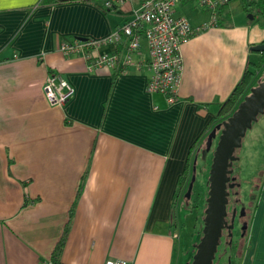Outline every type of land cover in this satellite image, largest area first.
<instances>
[{"label": "crops", "instance_id": "crops-1", "mask_svg": "<svg viewBox=\"0 0 264 264\" xmlns=\"http://www.w3.org/2000/svg\"><path fill=\"white\" fill-rule=\"evenodd\" d=\"M105 1L0 0V264L54 260L69 224L62 264H180L172 262V226L193 156L224 120L217 114L248 62L262 59L252 47L264 43V23L236 12L227 26H211L183 46L178 96L168 103L147 92V63L90 70L83 56L59 51L64 41L107 38L138 4L107 8ZM52 71L75 89L64 106L44 97ZM259 175L244 264H264V169Z\"/></svg>", "mask_w": 264, "mask_h": 264}, {"label": "built area", "instance_id": "built-area-1", "mask_svg": "<svg viewBox=\"0 0 264 264\" xmlns=\"http://www.w3.org/2000/svg\"><path fill=\"white\" fill-rule=\"evenodd\" d=\"M134 0H106L107 8L125 9ZM184 1H195L199 7L210 13L209 22L194 26L189 18L176 15V7ZM230 0H138L131 8V18L118 26L107 38L75 39L64 41L59 51L72 57L81 55L89 62L90 70L106 66L124 71L127 67L149 65L151 76L147 82V91L161 93L168 103L177 99L184 68L183 46L195 35L205 31L217 21L220 9ZM210 25V26H209ZM127 38L124 51H118L122 38ZM145 39L148 58L142 57ZM113 45V51L101 52L106 45ZM43 94L51 106H64L75 94L73 85L60 73L49 72L44 84ZM45 264H54L52 260ZM105 264H127L124 259H109Z\"/></svg>", "mask_w": 264, "mask_h": 264}, {"label": "rangeland", "instance_id": "rangeland-1", "mask_svg": "<svg viewBox=\"0 0 264 264\" xmlns=\"http://www.w3.org/2000/svg\"><path fill=\"white\" fill-rule=\"evenodd\" d=\"M177 7H180L178 14L185 15L192 22L203 21L208 17V14L210 17V13L207 11L204 12L197 3ZM237 16H241L245 21H248L252 19L253 14L241 12ZM259 22H262V20ZM259 71L252 87L257 86L260 80L264 78V65ZM219 136L213 140L210 149H208V140H204L201 148L193 156V163L190 169L192 174L194 173L193 176H196V180L191 197L186 198L181 196L175 207L176 225H173L172 229L175 237L176 252L172 254V262L179 259L180 264H192L197 251V245L203 237L205 209L207 206L206 200L209 190L208 176L210 175V168ZM235 154L240 159L233 165V169H235L234 175L237 182L242 183L239 196L237 193V197L245 205L246 213H249L246 218H243L244 223H247L248 226L255 200V191H252L254 190L253 186H257L260 180V170L264 169V114H261L258 120L253 123V127L247 131L246 136L243 138V146L236 149ZM235 203L236 200L233 199L230 202L231 205ZM236 222L237 224L233 231L234 236L232 235L231 244L229 243L230 237L228 235L224 237L223 243L218 247L213 264H244L246 261L247 237L243 238L242 236L243 226L241 219Z\"/></svg>", "mask_w": 264, "mask_h": 264}, {"label": "water", "instance_id": "water-1", "mask_svg": "<svg viewBox=\"0 0 264 264\" xmlns=\"http://www.w3.org/2000/svg\"><path fill=\"white\" fill-rule=\"evenodd\" d=\"M252 50L264 52V43L254 45ZM261 114H264V80L252 87L237 109L229 117L216 124L207 137L208 149H210L213 140L220 135L210 168L203 237L197 245L192 264H213L214 262L223 229L228 225L226 217L230 196L229 188L233 187L230 184L232 180L230 174L233 172L234 162L240 159L235 151L243 146V138ZM193 174L186 192L187 198L191 197L196 180ZM247 227L245 223L243 230H247Z\"/></svg>", "mask_w": 264, "mask_h": 264}, {"label": "trees", "instance_id": "trees-1", "mask_svg": "<svg viewBox=\"0 0 264 264\" xmlns=\"http://www.w3.org/2000/svg\"><path fill=\"white\" fill-rule=\"evenodd\" d=\"M49 1L52 2V0H45V2H49ZM239 11H243L248 14L252 13L256 21L262 20V23H264V0H230L224 7H222V9L219 10L218 15H217V21L215 24H212L211 26H227L229 24L230 15H233L234 13L239 12ZM209 20L207 22H209ZM262 55H263L262 59L259 62L257 63L251 62V61L248 62V66L244 72V75L241 81L236 85L234 91L232 92V95L221 105V108L216 117L218 120H223L229 117L237 109L239 104L244 100L245 96L250 93L252 84L254 80L256 79V77L258 76L260 72L259 70L264 65V52H262ZM263 80L264 78H262L260 81H263ZM87 174L88 172L83 177L82 182H84L87 179ZM190 177H192V172H191ZM190 181H191V178H189L188 186H189ZM181 183L183 184L182 181ZM82 188H83V185L81 184L78 190V193H77L76 200L73 203L72 208H71L72 214H73L75 206L78 203V199L81 197L80 195L82 192ZM187 188L185 189V192L183 193L184 197H186ZM70 227H71L70 224L66 226L60 241L58 242V244L56 245L54 249V252L52 255V258L54 259L53 260L54 264H62L61 256L64 251L65 245H66L67 235L70 230ZM229 243L231 244V238H230Z\"/></svg>", "mask_w": 264, "mask_h": 264}, {"label": "flooded vegetation", "instance_id": "flooded-vegetation-1", "mask_svg": "<svg viewBox=\"0 0 264 264\" xmlns=\"http://www.w3.org/2000/svg\"><path fill=\"white\" fill-rule=\"evenodd\" d=\"M233 168L234 167H232L233 172L230 174L231 179H232L231 182H230V184H232L233 187L232 188H229L230 196H229V203H228V215L226 217V220H227L228 225L223 229V235H222V238L220 240V244L223 243L224 237H226L227 235H229L230 238H232V235L234 236L233 231L236 228V224H237L236 221H238L239 219H241V221H242L241 223H242V226H243L245 224L244 223L245 221L243 220V218H246L248 216V214H249L248 212L246 213L245 205L243 204V202L241 201V199H239L237 197V193H238V196H239V191L241 189L242 183L237 182V179H236V177L234 175L235 174V172H234L235 169H233ZM253 188H254V190H252V191H255V188L256 187L253 186ZM232 199L233 200H236V203L231 205L230 202H231ZM246 233H247V230H243V232H242L243 238L246 237L245 236Z\"/></svg>", "mask_w": 264, "mask_h": 264}]
</instances>
